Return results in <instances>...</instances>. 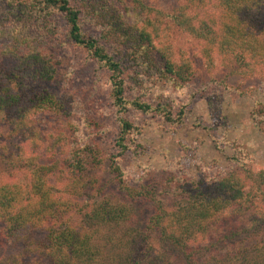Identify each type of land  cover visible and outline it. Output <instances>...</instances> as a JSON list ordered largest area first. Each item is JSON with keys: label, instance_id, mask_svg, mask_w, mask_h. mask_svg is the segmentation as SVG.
<instances>
[{"label": "trees", "instance_id": "16d2710c", "mask_svg": "<svg viewBox=\"0 0 264 264\" xmlns=\"http://www.w3.org/2000/svg\"><path fill=\"white\" fill-rule=\"evenodd\" d=\"M15 1L16 10L26 13L23 29L38 24L45 34H38L39 41L23 30L9 29L19 46L23 35L41 49L30 48L21 59L17 56L12 68H0V128L9 127L10 134L19 136L26 131L28 139L33 131L29 124L58 101L48 86L42 90L27 86L33 80L50 84L56 79L58 62L52 61L48 50L49 38L56 36L51 27L55 13L68 29L69 40L110 73L118 121V155L111 167L130 203H97L100 189L94 186L98 180L73 188L75 179L82 177L79 173L88 170V152L78 159V173L76 167L66 174L58 163L32 166L25 161V167L31 168L27 186L0 183V264H162L169 254L181 264H264V168L245 167L244 177L234 172L212 176L204 171L200 178H191L179 165L160 182L159 192L145 186L142 178H126L118 163L127 154L134 160L145 154L136 140L141 130L130 120V107L141 113L157 111L172 121V110L163 104L156 109L141 100L130 104L128 83L140 86L145 78L159 74L181 85L193 74L188 60L181 64L174 60L170 39L176 29L202 41L207 59L217 52L240 64L249 59L264 64V0H215L218 15L203 20H198L194 10H205L208 2L204 0H172L175 8L168 13L144 0H80L79 6L73 0ZM91 17L103 28L101 38L110 42L106 43L110 50L100 38L83 32L82 20ZM17 46L12 48L17 50ZM2 54L11 57L9 46ZM180 113L179 124H183L184 109ZM12 147L19 149L11 157L22 160L23 146ZM158 196L174 197L170 200H178L179 206L173 204L170 209ZM139 202L140 211L134 207ZM146 207L154 209L148 220ZM217 229L225 234L216 236L234 247L219 260L214 256L215 245L196 246L199 233L208 236ZM208 237L209 241L213 236Z\"/></svg>", "mask_w": 264, "mask_h": 264}, {"label": "rangeland", "instance_id": "374dc122", "mask_svg": "<svg viewBox=\"0 0 264 264\" xmlns=\"http://www.w3.org/2000/svg\"><path fill=\"white\" fill-rule=\"evenodd\" d=\"M73 1L75 6L81 4L80 0ZM91 1L95 3L100 0ZM204 1L208 2L205 10H194L199 13L198 20L210 15L216 17L217 2ZM144 2L167 13L175 8L172 0ZM17 5L15 0H0V68H12L16 64L14 60L18 57L21 59L30 48L37 51L41 49L29 43L23 35V44L19 46L11 38L13 34L9 35V29L23 30L25 34H32L41 41L38 24L32 29H23L21 22L26 13L17 11ZM52 17L53 25L59 26L56 30L51 26L56 36L49 38L48 45L52 61L58 62L56 79L50 84L30 80L32 82L29 81L27 86H36L39 90L48 86L58 101L29 124L33 131H30L32 135L28 139H25L28 134L26 131L19 136L10 134L9 127L0 128V183L27 186L31 170L27 167L37 163H58L67 174L70 170L74 171L75 167L78 169V159L88 152V170L79 173L78 177H82L75 179L73 188H80L84 183L92 185L98 180L94 186L100 189L95 199L97 203H130L124 197L122 185L111 167L114 156L118 155V121L110 73L87 50L69 40L68 29L57 14H52ZM90 20H82L83 32L88 37L100 38L102 45L110 50L106 44L110 42L101 38L103 28L94 17ZM170 45L174 60L180 64L188 60L186 62L191 65L190 72L193 74H189V81L181 85L159 74L150 80L145 78L140 86L128 83L126 99L130 104L141 100L152 104L155 109L163 104L172 110V121L157 111L141 113L130 107V120L141 130L136 140L144 146L145 154L138 160L129 154L119 159L118 163L126 173V178H142L145 186L158 188L162 192L160 182L177 171L179 165L191 178H200L204 171H210L212 176L234 172L244 177L245 167L247 170L264 168V110L263 113L259 111L264 108V64L254 63L251 59L240 64L228 56H219L217 52L214 57L207 59L202 51L203 42L179 29L172 35ZM7 46L9 55L12 54L9 58L2 54ZM15 46L19 49L14 50L12 47ZM182 109L185 112L184 123L179 124L178 116ZM15 144L23 146L20 161L11 157L19 149L16 147L13 151L12 145ZM7 146L9 157L5 153ZM237 157V160H233ZM25 161L29 163L27 167ZM167 197L169 199L159 196L157 199L165 202L170 209L173 204L179 206L178 200L171 201L174 197ZM90 203L93 204V201ZM134 207L140 211L142 202ZM144 212L148 220L154 209L146 207ZM245 227H249V224ZM223 234L217 229L209 233L213 237L208 241L209 235L201 232L196 246L215 245L214 256L219 260L234 249L216 236ZM204 251L201 250L202 256L208 258ZM165 259L161 261L162 264H181L179 259H174L170 254Z\"/></svg>", "mask_w": 264, "mask_h": 264}]
</instances>
